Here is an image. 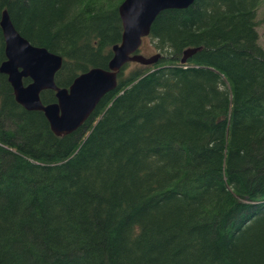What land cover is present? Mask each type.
Here are the masks:
<instances>
[{
	"label": "trees",
	"instance_id": "trees-1",
	"mask_svg": "<svg viewBox=\"0 0 264 264\" xmlns=\"http://www.w3.org/2000/svg\"><path fill=\"white\" fill-rule=\"evenodd\" d=\"M123 1L0 0V17L62 57L55 83L68 88L107 67ZM260 5L161 12L148 36L158 63L126 64L66 136L24 110L0 73V264H264Z\"/></svg>",
	"mask_w": 264,
	"mask_h": 264
},
{
	"label": "water",
	"instance_id": "water-1",
	"mask_svg": "<svg viewBox=\"0 0 264 264\" xmlns=\"http://www.w3.org/2000/svg\"><path fill=\"white\" fill-rule=\"evenodd\" d=\"M195 0H124L118 7L122 23L121 41L112 49L106 68L91 67L78 75L68 88L58 87L55 76L62 66V57L37 47L22 37L4 10L0 28L4 39L5 60L0 73L7 77L15 101L26 111L43 113L50 130L58 137L78 130L91 116L100 100L117 87L119 72L128 63L149 66L162 57L139 54L143 39L148 37L153 22L163 11L186 9ZM197 49H187L180 59L185 64ZM28 79L27 84L24 80ZM52 91L56 101L44 104L41 94Z\"/></svg>",
	"mask_w": 264,
	"mask_h": 264
},
{
	"label": "rangeland",
	"instance_id": "rangeland-1",
	"mask_svg": "<svg viewBox=\"0 0 264 264\" xmlns=\"http://www.w3.org/2000/svg\"><path fill=\"white\" fill-rule=\"evenodd\" d=\"M263 18H264V0H261V5L257 11V20H258L257 32L259 35L258 43L264 49V21H263ZM152 45L153 43L149 38L144 39L142 46L140 48L139 54L149 57L151 55L158 53L154 50V47ZM132 68H134V65H130L129 69H132Z\"/></svg>",
	"mask_w": 264,
	"mask_h": 264
}]
</instances>
